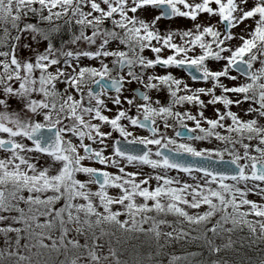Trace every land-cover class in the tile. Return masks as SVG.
<instances>
[{
    "label": "snow or ice",
    "instance_id": "snow-or-ice-1",
    "mask_svg": "<svg viewBox=\"0 0 264 264\" xmlns=\"http://www.w3.org/2000/svg\"><path fill=\"white\" fill-rule=\"evenodd\" d=\"M245 244L264 0H0V264H264Z\"/></svg>",
    "mask_w": 264,
    "mask_h": 264
},
{
    "label": "rangeland",
    "instance_id": "rangeland-1",
    "mask_svg": "<svg viewBox=\"0 0 264 264\" xmlns=\"http://www.w3.org/2000/svg\"><path fill=\"white\" fill-rule=\"evenodd\" d=\"M158 71H163V69H158ZM208 115H211V113L209 112V113H207ZM189 123H191V122H189ZM81 178H83V177H81ZM249 198L250 199H255V200H258L259 201V197L258 196H256V195H254V194H250L249 195ZM237 246H239L240 247V245H239V243H237ZM172 249H170V251H171ZM188 250L189 251H198V252H203V258L204 259H208V256H207V253H206V250H202V249H199V248H197L195 245H192V246H190L189 248H188ZM179 250H177V252H178ZM249 253V252H248ZM251 253L252 252H250V254H248V257H252L251 256ZM230 254V253H229ZM230 256V255H229ZM232 257V256H231ZM200 257H198L197 259H199ZM254 260L256 259V257H252ZM164 264H167V254H165V257H164Z\"/></svg>",
    "mask_w": 264,
    "mask_h": 264
},
{
    "label": "trees",
    "instance_id": "trees-1",
    "mask_svg": "<svg viewBox=\"0 0 264 264\" xmlns=\"http://www.w3.org/2000/svg\"><path fill=\"white\" fill-rule=\"evenodd\" d=\"M242 235H246V231H245V233H242ZM237 247H239V246H237ZM261 248H264V245H255V246H253L252 248H249L248 246H247V244H245L241 249H240V251H241V254H245L246 255V257H248V254H250V252H252L251 253V256L252 257H258V255L260 254V249ZM249 252V253H248ZM228 255H230L229 256V258H235V254H233V253H230V254H228ZM232 256V257H231Z\"/></svg>",
    "mask_w": 264,
    "mask_h": 264
}]
</instances>
